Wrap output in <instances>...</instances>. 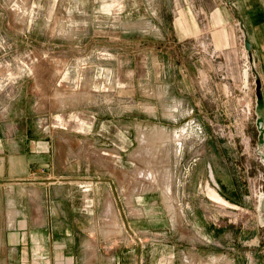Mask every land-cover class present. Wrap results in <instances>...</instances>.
<instances>
[{
	"label": "rangeland",
	"instance_id": "obj_1",
	"mask_svg": "<svg viewBox=\"0 0 264 264\" xmlns=\"http://www.w3.org/2000/svg\"><path fill=\"white\" fill-rule=\"evenodd\" d=\"M221 2L0 0V127L41 140L0 225L66 220L80 264H264V118Z\"/></svg>",
	"mask_w": 264,
	"mask_h": 264
},
{
	"label": "crops",
	"instance_id": "obj_2",
	"mask_svg": "<svg viewBox=\"0 0 264 264\" xmlns=\"http://www.w3.org/2000/svg\"><path fill=\"white\" fill-rule=\"evenodd\" d=\"M216 10L217 20L229 24L234 37L244 47L243 53L248 54L252 60L258 88L256 111L264 118V0H225ZM181 14L179 13L176 22L183 26L184 13ZM220 35L226 37L224 31ZM8 132L9 134L5 135L0 127L1 187H11L17 181H21L26 173V167L30 164L34 166V162L41 156L40 145L35 144V141L40 143V139H29L24 131L20 132L14 127ZM38 165L41 166L40 163ZM206 165L214 183L219 188H225L226 184L218 176L219 167L211 160H206ZM80 179L81 182H85L83 178ZM67 180V177H60L54 178L51 182L54 185L52 191L54 199L62 198L63 191L57 188L68 183ZM228 183L230 193L224 194L228 202L219 195L221 199L215 189L211 191L209 188L207 196L210 198L208 195L210 193L215 200L227 202L229 205L226 206L234 204L232 201L238 202L234 198L242 196L238 183L232 180ZM69 194H71L69 190L65 189L64 197L68 199ZM28 219L31 220L21 213L17 221L0 225V229L4 230L3 235H0V264H80L79 253L86 247H82L83 243L76 239V234H73L72 231L77 228L72 223L66 220L44 223L37 222L35 218L31 221Z\"/></svg>",
	"mask_w": 264,
	"mask_h": 264
},
{
	"label": "built area",
	"instance_id": "obj_3",
	"mask_svg": "<svg viewBox=\"0 0 264 264\" xmlns=\"http://www.w3.org/2000/svg\"><path fill=\"white\" fill-rule=\"evenodd\" d=\"M247 64H250V67L253 68V63H252V60H250L249 55L244 54V66L247 67ZM253 75H254L253 81L256 82V86H257V79L255 76V73H253ZM256 92H257L256 94H258V88H256ZM257 130H258V133L261 135L263 133V130H264V125L259 123L257 126Z\"/></svg>",
	"mask_w": 264,
	"mask_h": 264
}]
</instances>
